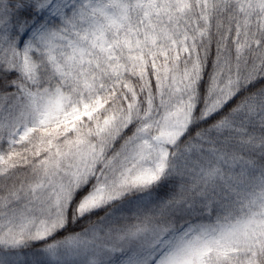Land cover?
<instances>
[{
    "label": "snow or ice",
    "instance_id": "snow-or-ice-1",
    "mask_svg": "<svg viewBox=\"0 0 264 264\" xmlns=\"http://www.w3.org/2000/svg\"><path fill=\"white\" fill-rule=\"evenodd\" d=\"M0 264H264V0H0Z\"/></svg>",
    "mask_w": 264,
    "mask_h": 264
}]
</instances>
